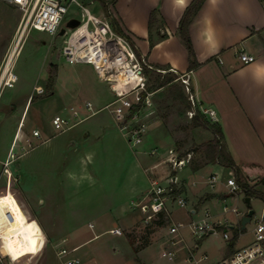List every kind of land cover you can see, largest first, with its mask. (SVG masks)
I'll use <instances>...</instances> for the list:
<instances>
[{
	"label": "rangeland",
	"instance_id": "rangeland-1",
	"mask_svg": "<svg viewBox=\"0 0 264 264\" xmlns=\"http://www.w3.org/2000/svg\"><path fill=\"white\" fill-rule=\"evenodd\" d=\"M81 1L95 14L105 13L106 3L109 4L112 19L118 22L112 11L113 0ZM20 15V9L0 0V72L15 39ZM79 16L80 9L75 3H70L62 25L67 18ZM128 36L132 39L130 34ZM63 37L42 30H29L12 56L15 82L12 86L0 87V264H10L14 255L22 258L28 255L21 260V264L26 261L30 264H41L40 257L35 258L34 255L42 246L45 236L37 219L27 211L24 205L26 202L31 203L33 208H39L42 213L50 214L54 225L58 226L59 234H67L69 240L63 243L67 247H70L71 231L76 224L83 223L80 229L85 235H91L88 221L96 224L93 230H99L98 223H102V218L105 219L103 212L107 210L108 213L116 215L120 205L130 208L131 201H137L138 194L129 193L125 182L131 160L141 156L140 152L135 151L144 143V155L151 156L153 162L162 161L169 147L179 153L191 151V167L208 162L203 148L199 145L213 133L204 124L194 126L186 112V103L172 98L169 93L170 83L175 82L180 86L174 77L170 82L158 85L164 76L148 73L147 85L151 103L142 106L135 117L145 123L146 132L141 143L132 145L128 135L121 130L120 133L116 128L118 124L104 107L113 98L111 84L98 78L90 64L66 61L60 53ZM105 85L111 90L108 91ZM86 100L91 101L90 109L84 107ZM70 106L89 115L74 116ZM56 113L68 118L69 124L77 122L75 127L53 135L59 130L51 123V118ZM18 126L19 129L22 126L24 135H18ZM33 128L39 129L42 135H33ZM44 137L48 139L40 142ZM153 149L158 151L157 155L151 153ZM24 150L27 151L23 154ZM86 151L89 156L85 158ZM160 167L165 169L162 174H166L167 181L169 174L177 175V181L172 183L173 194H181L184 190L182 175L186 176L189 186L216 190L219 179L211 185L208 183L210 173L214 172L221 178L227 171L207 165L193 175L185 167L172 170L165 161L160 163ZM192 180L196 184H191ZM21 186L25 195L19 192ZM228 195L226 201H219L215 210L227 211L222 213L234 220L236 213L232 207L235 206L239 213L248 209L244 200L246 195L242 188L235 193L229 192ZM222 204H227L228 208L223 209ZM250 204L254 214L258 215L263 203L254 198ZM167 208L171 210L170 219L166 215L164 225L172 221H189L190 213L186 211V207L173 202ZM253 218L246 223L242 240L252 236ZM159 219L160 217L154 216L151 221L124 231L134 249L149 240L153 231L161 229L157 223ZM61 222L62 226L59 225ZM188 228L189 225L183 223L179 231H190ZM234 228H237L236 225ZM222 230L223 227L216 228L210 234V239L223 240ZM118 239L112 238L108 233H101L90 239L88 245L93 246L98 253L115 258L120 251L125 253L128 245L123 236ZM116 244L121 250L114 252L112 248L114 245L118 246ZM56 246L58 247L57 244ZM131 251L129 248L130 253ZM47 259L50 264H62L63 258L60 260L48 254ZM161 259L169 263L166 258Z\"/></svg>",
	"mask_w": 264,
	"mask_h": 264
},
{
	"label": "crops",
	"instance_id": "crops-1",
	"mask_svg": "<svg viewBox=\"0 0 264 264\" xmlns=\"http://www.w3.org/2000/svg\"><path fill=\"white\" fill-rule=\"evenodd\" d=\"M190 1L114 0L112 11L123 31L131 35L137 48L145 53L152 64L162 67L173 66L179 71L191 70V90L201 105L215 109L218 117L217 123L223 133L222 141L228 152L245 177L248 178V182L254 184L256 188H262L260 179H264V2L261 0H203L188 26L195 59L199 62V65L189 68L188 53L177 30L179 19ZM152 9L156 10L155 21L149 28L148 19ZM103 14L97 15L102 16ZM236 48H243L254 54L255 59L249 63H242L236 55ZM218 56L221 58V62L218 61ZM105 87L108 91L111 90L108 85ZM77 112L78 116L89 115L85 112L80 113L78 110ZM20 123L19 119L18 125ZM76 123H70L63 130H56L53 135L71 130ZM22 126L20 129L19 126L17 127L19 136L24 135ZM116 128L120 132V129ZM40 135H42L41 131ZM25 136L29 138L26 133ZM212 136L213 134L210 138ZM47 139L48 137H44L40 142ZM144 145L145 143L135 151L140 152L141 156L133 158L134 161L131 160L128 179L125 182V188H128L129 193L138 194L137 201L132 200L130 208L120 205L116 215L108 213L107 210L103 212L102 215L105 216V219L102 218V223H98L99 230H93L96 224L88 221L87 226L90 228L91 235L89 233L85 235L82 232L80 227L84 225L83 223L76 224L71 231L70 247L63 244L69 240L68 236L59 234L58 226L54 225V219L50 217V214L42 213L37 207L35 210L29 202L24 204L27 211L37 219L42 228V234L45 236L42 246L34 255L35 258L40 257L41 264H50L47 259L48 254L61 260L56 253L60 246L70 249V253L80 258L82 264H201V262L190 260V254L195 258L201 254H207L209 259L217 260L253 240L254 224L251 229L252 236L244 240L241 238L245 233L247 222L242 227L240 218L246 210L239 214L236 213L234 220L229 215L222 213L227 211L217 212L215 210L219 201H226L229 196V186L225 181L227 177L234 174V170L219 162L208 160L201 166L191 167V163H187L184 167L193 175L207 165L227 171L221 178H218L219 187L216 190L189 186L185 179L186 176H181V183L184 187L181 195H184L187 201L186 211L190 213L189 221L181 222L188 225L190 221L201 218L203 212L208 210L211 220L220 222L215 229L223 227L222 236L223 232L227 231L229 238L223 236L221 241L210 239V234L215 230H208L201 237L193 236L190 231H179L180 241L176 245H171L168 239L173 234L169 232L171 225L169 222L167 225L159 224L161 229L153 231V233L151 231L153 236L151 235V238L143 245L134 249L124 231L146 222L144 217L142 218L144 214L139 204L148 197L150 180L156 178L161 183L167 182L166 174H162L165 169L160 167L164 158L160 162L158 160L151 161V156L144 155L146 154ZM128 146L130 148L129 144ZM86 150L88 151V149ZM26 151L24 150L23 154ZM87 151L85 158L89 156ZM24 168L26 169V166ZM234 177L236 180L235 174ZM191 184H196L195 180H192ZM19 192L25 195L22 186ZM254 198L264 205V201L255 196H250V202ZM173 202L175 201L167 199L166 207L171 206ZM224 206L228 208L227 204H222V208ZM164 212L169 215L170 219L171 210L167 208V211ZM59 225L62 226L63 222ZM234 225L237 228H234ZM113 227L121 228L123 233L110 232L109 229ZM233 230L237 231L236 236H233ZM101 233H108L116 240L123 236L128 242L126 252L120 251L119 256L115 258L112 255L96 252L94 247L88 244L90 239ZM129 248L132 249L131 253ZM112 249L114 252L118 249L121 250L119 245H114ZM169 249L174 252L172 258H168L165 254V251ZM152 251L153 254H151ZM27 257L28 255L23 258L20 255H14L10 261L12 264H21V260ZM161 257L166 258L169 263L163 262ZM23 264L30 263L26 261Z\"/></svg>",
	"mask_w": 264,
	"mask_h": 264
},
{
	"label": "built area",
	"instance_id": "built-area-1",
	"mask_svg": "<svg viewBox=\"0 0 264 264\" xmlns=\"http://www.w3.org/2000/svg\"><path fill=\"white\" fill-rule=\"evenodd\" d=\"M8 4L16 6L21 11L18 21L16 35L8 51L3 67L0 72V87L12 86L16 80L15 73L12 72V56L23 39L24 35L31 29L46 31L51 35L59 34L62 22L68 11L70 3H75L80 9V16L69 17L65 23L71 19H78L75 26H65L62 34L63 40L60 46V53L69 63H88L94 69L96 75L101 80L111 84L113 98L106 107L112 114L113 119L118 124L119 129L127 134L128 140L132 145L141 143L142 137L146 132L144 122L136 120V113L146 105H150L151 97L148 91V73L154 72L161 75L170 74L182 86L187 95L189 105L186 112L189 117L199 112L208 118L211 122H217L218 117L215 109L209 106H203L199 103L197 97L191 90V70L179 71L173 66H157L152 64L145 53L140 51L136 44L124 32L117 31L112 22V12L109 4L106 3V12L100 16L89 10L87 5L81 0H2ZM264 2V0H261ZM12 52L8 68H5L10 51ZM236 55L242 63H249L255 59V55L245 51L243 48H236ZM221 62V58L217 57ZM84 106L91 108V102L85 101ZM74 116L78 115L76 109L70 107ZM69 119L61 114H54L51 123L54 128L63 130L69 125ZM32 134L40 135L37 128L32 129ZM29 143V142H28ZM153 149L151 153H157ZM191 151L179 153L172 147L167 149L164 161L168 163L172 170H178L190 162ZM155 166V165H154ZM218 180L216 173H211L208 177V183L214 185ZM177 181V175L169 174L168 181L164 184L158 179L152 178L148 188V197L139 204L144 213V221L149 222L154 216L167 211L165 201L171 199L179 206L185 207L187 201L181 194H173L172 183ZM226 184L229 186V192H235L239 186L233 175L226 178ZM223 209H227L225 206ZM235 213H239L236 207H232ZM253 240L241 247L233 250L229 255L217 260L209 259L207 254H201L195 258L190 254L189 259L201 264H264V205L258 215L254 213ZM169 232L173 234L168 239L169 244L176 245L179 241V229L183 225L181 221L171 222ZM220 222L211 220L208 210L203 212L201 218L190 221L189 229L193 236L201 237L208 230H215ZM110 232L122 234L119 227L109 229ZM225 238H229L227 231L223 232ZM67 247L60 246L57 249V255L62 259V264H82L80 258L72 255ZM168 258L174 256L173 250H166ZM10 264L11 261H10Z\"/></svg>",
	"mask_w": 264,
	"mask_h": 264
},
{
	"label": "trees",
	"instance_id": "trees-1",
	"mask_svg": "<svg viewBox=\"0 0 264 264\" xmlns=\"http://www.w3.org/2000/svg\"><path fill=\"white\" fill-rule=\"evenodd\" d=\"M114 1V0H113ZM203 0H191L185 7L179 22H178V35L181 38L183 44L185 45V48L188 53V67L193 68L197 65H199V62L195 59L194 55V50L192 46V42L189 36L188 32V26L189 23L191 22L193 16L197 12V10L200 8ZM155 9H152L149 15L148 19V27L151 28L154 21H155ZM112 22L114 24V27L117 31L120 32H125L123 29L120 27V25L112 19ZM127 36L129 35L126 33ZM129 37V36H128ZM130 38V37H129ZM131 39V38H130ZM132 41V39H131ZM53 66V65H51ZM159 74V73H156ZM164 78L158 82V85H162L166 82H170L173 78L172 75L170 74H164ZM182 86L178 85L177 83L173 82L170 83L169 86V93L172 96V98L179 99L182 103H186V105H189L187 95L185 92H183ZM183 90V91H182ZM192 124L194 126L198 125H206L209 127L213 133V136L201 143L199 147L203 148L205 157L207 160L211 162H219L224 166H228L233 168L234 174L236 176V180L238 183L239 188H242L245 192V195L249 196H255L260 198L261 200L264 201V179H260V183L262 185V188H256L254 184H250L248 182V178L245 177V175L242 173L240 167L237 165V163L234 161L233 157L231 154L228 152L225 144L223 143V133L221 130L220 125L217 122H211L208 118H206L204 115L200 114L197 112L191 117ZM158 217L160 219L158 220V224H164L166 223V214L162 210ZM237 235V231L234 230L233 236ZM132 242V241H131ZM136 249V248H135Z\"/></svg>",
	"mask_w": 264,
	"mask_h": 264
},
{
	"label": "water",
	"instance_id": "water-1",
	"mask_svg": "<svg viewBox=\"0 0 264 264\" xmlns=\"http://www.w3.org/2000/svg\"><path fill=\"white\" fill-rule=\"evenodd\" d=\"M77 23H78V19L71 18L65 23V26L72 27V26H75ZM65 26L61 27L59 34H62L64 32ZM244 200H245V203H246L248 209L240 218V223H241L242 227L245 225L246 222L250 221L251 215L254 213V209L251 207V204H250V196L246 195L244 197Z\"/></svg>",
	"mask_w": 264,
	"mask_h": 264
},
{
	"label": "bare ground",
	"instance_id": "bare-ground-1",
	"mask_svg": "<svg viewBox=\"0 0 264 264\" xmlns=\"http://www.w3.org/2000/svg\"><path fill=\"white\" fill-rule=\"evenodd\" d=\"M14 51V48L10 51V53H9V56H8V59H7V64H6V66H5V68H4V70L6 69V68H8V66L9 65H11V64H9L10 63V58H11V55H12V52ZM11 63H12V59H11Z\"/></svg>",
	"mask_w": 264,
	"mask_h": 264
}]
</instances>
